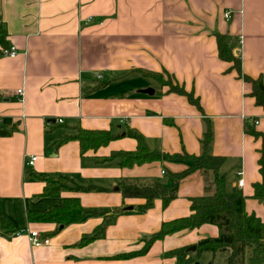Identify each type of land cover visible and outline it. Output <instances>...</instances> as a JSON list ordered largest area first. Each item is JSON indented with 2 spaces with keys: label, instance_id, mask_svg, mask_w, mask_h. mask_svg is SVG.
<instances>
[{
  "label": "crops",
  "instance_id": "0c3cea01",
  "mask_svg": "<svg viewBox=\"0 0 264 264\" xmlns=\"http://www.w3.org/2000/svg\"><path fill=\"white\" fill-rule=\"evenodd\" d=\"M0 23L6 48L18 50L5 57L0 45V264H179L173 252L190 248L189 258L201 241L219 237L205 224L141 254L163 224L193 214L191 199L214 194L215 173L195 172L168 206L159 198L145 209L146 200L125 197L123 187L167 186L187 166L122 165L117 155L139 147L130 132L150 152L200 156L210 127L208 151L225 160L226 192L241 191L247 214L264 222V203L253 198L263 141L251 134H264V108L217 42L228 37L243 74L264 81V0H0ZM155 75H169L202 109ZM80 131L113 138L83 153ZM51 180L66 189L47 196ZM68 198L79 201L78 222L29 220ZM29 231L49 244L32 246ZM227 258L208 252L197 264Z\"/></svg>",
  "mask_w": 264,
  "mask_h": 264
},
{
  "label": "trees",
  "instance_id": "16d2710c",
  "mask_svg": "<svg viewBox=\"0 0 264 264\" xmlns=\"http://www.w3.org/2000/svg\"><path fill=\"white\" fill-rule=\"evenodd\" d=\"M7 36L6 28L0 23V45L4 48L7 47ZM217 42L220 58L232 63V70L237 71L239 78L252 85V97L256 99L257 105L264 108V81L262 79H252L243 74L241 58L234 54V46L228 37L217 35ZM154 78L158 79L161 85L168 86L171 93L187 97L192 104L202 109L198 100L194 99L193 94L187 93L179 84H174L169 75L167 79L158 75H155ZM251 134L256 138H261L263 141L259 160L262 182L254 186L253 198L264 203V134L256 131ZM129 136L138 140L139 147L134 153L117 155L122 158V165L131 166L146 162L168 161L187 166L185 171L171 175V182L167 186L157 184L147 188L135 185L123 187L125 197L145 199V209L150 208L154 200L159 198L164 201L165 207L168 206L176 198L181 183L195 172L213 171L215 173L214 194L191 199L193 214L190 217L163 224L160 232L152 236L141 254H146L156 240L183 230H194L205 224H211L219 228V237L201 241L197 246L195 256L189 258H187V255L192 252L190 248L173 252L172 255L179 259V264H197L201 255L208 252L213 255L222 252L228 253L227 264H246L248 254L250 255V264H264V222L255 215L247 214L245 208L246 197L241 191L236 190L232 194L226 192V179L220 172L225 160L222 157L210 155L208 151L213 137L210 127L207 128L202 140L203 153L200 156H191L187 153L183 155H168L150 152L146 147L144 138L140 134L130 132ZM75 138L80 141L81 149L84 153L91 147L96 148L109 142L113 137L108 136V134L80 131ZM69 139L71 137H65L59 143L66 142ZM65 189L66 185L51 180V187L46 189L45 194L47 196L53 195L55 192L58 193ZM82 213L79 201L76 198H68L62 208L48 213L30 215L29 220L31 222H56L61 225H68L78 222Z\"/></svg>",
  "mask_w": 264,
  "mask_h": 264
},
{
  "label": "built area",
  "instance_id": "2783aa9c",
  "mask_svg": "<svg viewBox=\"0 0 264 264\" xmlns=\"http://www.w3.org/2000/svg\"><path fill=\"white\" fill-rule=\"evenodd\" d=\"M225 16H226V18H229L230 17V13H227ZM2 55L5 56V57L14 58V57H16L18 55V50L15 47H13V46L9 47V48H5V49L2 50ZM18 94L19 95H23V91L19 90ZM60 122H62V120H60ZM254 124L258 125L259 121H255ZM36 161H37V157H35V156L31 157V159H29L26 162V165L27 166H33ZM162 174H165V172L163 171ZM239 175H242V173L239 174ZM238 186L239 187H243L244 186V179H241L238 182ZM28 235H29V239H30L31 244L34 247H41L43 245L49 244V239L44 237L40 232L29 231Z\"/></svg>",
  "mask_w": 264,
  "mask_h": 264
},
{
  "label": "rangeland",
  "instance_id": "374dc122",
  "mask_svg": "<svg viewBox=\"0 0 264 264\" xmlns=\"http://www.w3.org/2000/svg\"><path fill=\"white\" fill-rule=\"evenodd\" d=\"M60 183H62V182H60ZM63 184V183H62ZM65 185V184H64Z\"/></svg>",
  "mask_w": 264,
  "mask_h": 264
}]
</instances>
